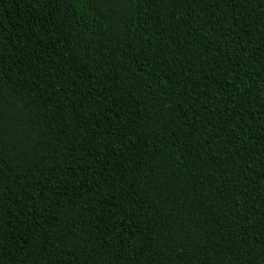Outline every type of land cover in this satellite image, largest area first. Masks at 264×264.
<instances>
[{
  "label": "trees",
  "instance_id": "obj_1",
  "mask_svg": "<svg viewBox=\"0 0 264 264\" xmlns=\"http://www.w3.org/2000/svg\"><path fill=\"white\" fill-rule=\"evenodd\" d=\"M0 264H264V0H0Z\"/></svg>",
  "mask_w": 264,
  "mask_h": 264
}]
</instances>
